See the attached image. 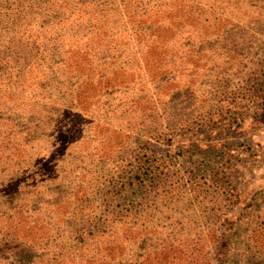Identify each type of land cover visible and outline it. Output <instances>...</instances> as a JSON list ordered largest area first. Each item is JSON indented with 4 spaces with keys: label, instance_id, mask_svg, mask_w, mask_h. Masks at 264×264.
Returning <instances> with one entry per match:
<instances>
[{
    "label": "trees",
    "instance_id": "1",
    "mask_svg": "<svg viewBox=\"0 0 264 264\" xmlns=\"http://www.w3.org/2000/svg\"><path fill=\"white\" fill-rule=\"evenodd\" d=\"M262 31L264 0H0V136L16 139L3 149L11 158L3 170L10 172L0 184V245L11 246L14 262L0 256V264H225L227 258L264 264L263 190L238 209L221 207L227 189L209 183L199 191L175 174L160 176V168H169L149 148L143 154L154 161L135 166L132 182H121V168L108 178L100 170L122 156L124 144L144 146L140 139L158 138L162 125L170 130L178 124L187 133L207 114L198 110L199 97L211 84L202 78L197 86L180 75L221 58L198 49L215 37L232 33L248 41ZM170 88L171 98L191 104L182 122L174 121L166 104L151 118ZM95 115L109 120L98 126ZM73 125L85 138L72 140ZM98 128L107 134L94 133ZM52 149L78 158L79 170L59 178L65 199L51 200L42 211L47 220H31L29 227L26 210L43 208L40 196L60 194L49 190L38 164L49 160ZM98 187L108 189V200L125 194L128 204L116 209L106 199L95 203L88 192ZM188 198L200 210L211 208L203 214L207 221L193 226L182 219ZM255 199H263L257 209ZM64 223L66 229L59 227ZM55 227L59 237L66 234L52 243ZM237 228L247 234L243 248L233 240ZM65 240L72 246L66 248Z\"/></svg>",
    "mask_w": 264,
    "mask_h": 264
},
{
    "label": "rangeland",
    "instance_id": "2",
    "mask_svg": "<svg viewBox=\"0 0 264 264\" xmlns=\"http://www.w3.org/2000/svg\"><path fill=\"white\" fill-rule=\"evenodd\" d=\"M206 48H209V50ZM201 49L206 52L212 51L221 58L206 60L198 66H188L186 69L187 76L182 73L180 79L199 86L203 78L208 84H211V87L208 88L210 91L206 93L205 97H199L200 104L198 100L196 102L193 100V105L197 106L199 104L198 110L207 114H201L202 118L192 124L187 133H185V130L180 129L178 124L173 125L170 130L162 125L163 132L161 131L158 138L150 139L146 136V138L140 139L144 146L124 144L121 149L122 156L117 157L114 155L115 157L111 162L100 165V170L104 173L103 175L107 174L106 177L108 178L110 176L108 173L113 175V172L116 175L118 169L121 168L122 173L119 178L121 182H132L138 171L134 168L135 166H147V161H154L147 158L150 155L143 154L148 148L153 149L157 163H163L164 166L169 168L167 169L169 171L173 170L168 175L169 172L166 169L160 168V171H158L160 176L168 177L175 174V179L188 180L189 185H196V188H200L199 191L208 190L210 188L208 187L209 183H212V185L220 184L230 194L226 200L224 197L223 202L219 205L223 207L225 204H230L231 208L235 206L238 209L241 203L248 199L254 191H264V31L258 33L257 39L251 38L248 41H242L239 36L232 33L219 41L215 37L208 40L198 50ZM229 57L235 59L230 61ZM189 63L195 64L193 59ZM173 88L164 90V95L157 101L158 113L154 112L151 118L156 117L159 113L162 114L164 104L167 108H170L174 121L181 120L180 122H182L186 118L185 116L192 111L191 104L186 100L187 98L170 97L174 93ZM204 115L206 116L203 117ZM93 118L98 126L109 120L102 115H95ZM203 123L205 124L202 125ZM71 132L74 137L72 140L85 138L82 130L76 126ZM94 133L107 134L102 129L99 132V128ZM56 135H61L58 126ZM13 142H16L15 138L14 140H8L0 136V184L2 180L8 178L10 172L3 170L4 164H8L11 160V158H8V161L5 159L3 149L9 147L10 143ZM49 154L51 155H48V161L44 160L43 164L36 162L40 166L42 165L41 167L44 169L42 173L45 176L44 178L47 179L46 183H48L49 190L60 191V194L48 193L49 195L40 196L43 200V208L33 204L26 210L25 220H27L26 223L29 227L31 220H47V218L42 217V211L45 210L44 207H47L51 200L62 201L65 199L67 189L58 188V186L65 184L64 179L60 180L59 178H63V175L72 169L79 170L78 158L74 159L73 156L61 154L60 151L55 149H52ZM73 162L75 166L71 165ZM61 171L63 173H60L57 178L56 175ZM94 171L96 170L94 169ZM24 176L26 182L30 184L31 178L29 179V175L25 173ZM28 186L30 187V185ZM101 188L98 187L94 191L88 192L91 199L96 200L95 203L99 199L111 198V193L106 194L108 189L103 187L101 190ZM233 189L235 194L241 196L240 199L233 197ZM129 190L132 189L129 187ZM198 196V200H201L204 194L200 193ZM191 199L188 198L183 204L186 210V218H182L180 210H177V212L184 221H191L193 223L191 225L196 226L203 222L202 220H208V217L203 215L205 212L212 213L213 211L206 206V202H203L202 206H206L208 211L200 210L197 204L194 203L195 200ZM106 200L116 209H122L128 204L125 194H119L112 200ZM252 201L255 209L263 204V199ZM234 203L235 205H233ZM216 216L210 219L215 222ZM181 218L180 222L182 221ZM70 219H68L69 222H71ZM167 223L170 224L169 221ZM64 224L59 227L66 229L68 224ZM56 229L57 227L54 230V237L51 236L50 238L53 240L52 243L56 242L59 237V232L55 233ZM65 234L66 232L59 239H64ZM246 239L247 234L243 235L242 228L235 229L233 233L234 243L241 244L243 248L244 244L247 246ZM65 245L66 248L72 246L71 242L67 240H65ZM12 250L11 246L2 241L0 245L1 260L8 263L14 262ZM225 264H232L229 258L226 259Z\"/></svg>",
    "mask_w": 264,
    "mask_h": 264
}]
</instances>
